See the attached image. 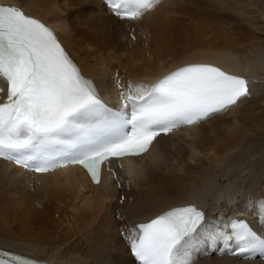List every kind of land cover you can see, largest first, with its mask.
<instances>
[{
  "label": "bare ground",
  "instance_id": "bare-ground-1",
  "mask_svg": "<svg viewBox=\"0 0 264 264\" xmlns=\"http://www.w3.org/2000/svg\"><path fill=\"white\" fill-rule=\"evenodd\" d=\"M0 2L48 24L115 107L129 83L149 85L190 62L243 76L251 93L227 112L157 137L140 157L105 163L97 185L73 167L32 176L0 162V249L58 264H133L120 233L170 207L198 204L215 223L261 214L264 0H160L138 20L118 19L100 0ZM196 245L193 264H264L222 256V241L201 236Z\"/></svg>",
  "mask_w": 264,
  "mask_h": 264
},
{
  "label": "snow or ice",
  "instance_id": "snow-or-ice-1",
  "mask_svg": "<svg viewBox=\"0 0 264 264\" xmlns=\"http://www.w3.org/2000/svg\"><path fill=\"white\" fill-rule=\"evenodd\" d=\"M159 3L105 0L122 20H138ZM0 81L7 84V99L0 103V159L40 173L80 165L95 183L105 163L140 157L161 134L227 112L251 95L247 79L193 63L150 85L129 83L119 93V106L109 107L54 32L14 5H0ZM260 213L264 216V202ZM204 221L196 205L174 207L132 225L126 238L139 264H193L201 236L213 245L233 241V254L264 257V238L244 221L227 225L230 233L209 231ZM4 256L9 258H0V264H37L0 253Z\"/></svg>",
  "mask_w": 264,
  "mask_h": 264
},
{
  "label": "rangeland",
  "instance_id": "rangeland-1",
  "mask_svg": "<svg viewBox=\"0 0 264 264\" xmlns=\"http://www.w3.org/2000/svg\"><path fill=\"white\" fill-rule=\"evenodd\" d=\"M75 205H76V204H75ZM55 217H56V214L54 215V218H55ZM131 221H132V220H131ZM131 221H130V222H131ZM130 222H129V223H130Z\"/></svg>",
  "mask_w": 264,
  "mask_h": 264
}]
</instances>
